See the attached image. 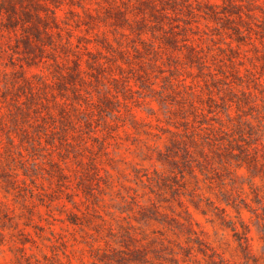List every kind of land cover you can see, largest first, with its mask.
<instances>
[{
    "label": "rangeland",
    "instance_id": "374dc122",
    "mask_svg": "<svg viewBox=\"0 0 264 264\" xmlns=\"http://www.w3.org/2000/svg\"><path fill=\"white\" fill-rule=\"evenodd\" d=\"M57 3L69 6L72 23L62 33L56 31L55 38L43 35L30 45L13 34L0 41L2 47L12 40L10 49L18 56L16 62L9 56L5 66L22 62L36 74L43 72L44 49L60 37L71 50H79L69 58L67 75L57 77L54 85L38 75L25 79L21 71L9 80L0 67V190L15 191L21 202L16 209L24 228L17 233L19 243L40 253L39 258H24L23 264H240L233 255L237 249L244 264H259L249 253V237L264 240V184L259 181L264 180V147L252 148L264 135V8L258 0H220L219 10L213 0L196 3L197 12L203 13L201 23L206 19L218 25L212 36L224 37L217 41L219 48L213 44L206 53L212 61L210 75L204 73L209 66L205 49L187 42L199 40L203 31L192 27L197 21L189 0ZM58 28L57 23L52 30ZM61 51L67 55L69 50ZM47 58L55 59L50 54ZM158 79L169 94L161 103L179 105V131L156 154L167 175L151 181L155 202L139 207L129 222L120 221L102 204L100 185L109 186L110 178L100 174L112 171L113 153L128 159L125 149L135 142L134 127L150 125L145 130L156 133L157 118L140 105L153 103L144 92ZM17 81L22 83L17 86ZM229 83L233 91L226 95L233 110L257 124L237 116L233 134L248 139L243 144L229 140L223 147L225 137L207 126L225 111L216 90ZM129 112L135 115L133 127ZM197 128H204L200 144ZM201 145L209 154L197 151L203 156L197 166L206 174L197 182L193 177L191 184L184 179L193 176L190 149ZM107 154L112 160L105 159ZM232 161L246 165L248 180L232 176L226 167ZM253 177L256 187L250 183ZM81 201L91 208L87 214ZM111 207L132 211L131 204ZM5 208L0 200V243L3 230L15 227L16 217ZM45 241L49 243L42 247Z\"/></svg>",
    "mask_w": 264,
    "mask_h": 264
},
{
    "label": "clouds",
    "instance_id": "9594fccd",
    "mask_svg": "<svg viewBox=\"0 0 264 264\" xmlns=\"http://www.w3.org/2000/svg\"><path fill=\"white\" fill-rule=\"evenodd\" d=\"M198 0H189V3L192 5V13L197 22L193 23L192 27L199 25L203 29L199 33L200 39L197 40L195 38L189 39L187 42L195 47L197 44L200 45L201 48L205 49V61H208L209 66L204 69V73L210 75L212 61H209L206 53L209 51L211 45H215L216 48H219V43L217 41L223 42V36H212V32L214 28H217L218 25H210L208 21L205 19L203 23H201V19L203 16L202 12H197L196 3ZM213 3L217 5V9L219 10L220 0H213ZM259 7L264 8V0H258ZM243 7V4H241ZM49 8L53 9L54 15L56 17L57 23L60 25V28L56 30H51L53 32V37L55 38V32H63L65 24L72 23L71 18L68 15L69 6L65 3L61 5L59 8H54L52 5H49ZM253 15L258 16L259 12L252 13ZM243 16V13L241 14ZM79 18H77L78 20ZM67 21V23H65ZM207 34V35H205ZM211 38V39H210ZM254 39V38H253ZM12 40H6L2 47H0V55L3 56L2 63H0V67L3 69V75L6 76L9 80H11V74L17 71H21L24 73V78L31 80L34 76H40L43 81L49 85H54L57 77L60 75H67L68 70L70 69V57L75 58L79 50H71L70 46L66 42L63 37L55 40V44L52 47H46L44 49L45 59L41 62L39 67H42L43 72L40 74H36L32 72V67L24 65L21 63H15L14 67H7L8 57L12 56L13 61L16 62L18 59L17 54H14L10 45L12 44ZM208 45L209 47H206ZM62 48L68 49V54L66 55L61 51ZM53 56L55 59H48V55ZM59 67L60 71H57L56 68ZM208 76H205L207 81ZM22 81H17L16 84H19ZM162 81L157 80L155 84L151 85L149 89L145 90L144 94L149 98L153 103H149L147 107L140 105L143 111H149L151 115L157 118V130L155 134H152L145 129L150 127V125H143L142 127H134L136 131V138L132 142V148L125 149V152L128 154V159H125L123 156H119L116 153L112 155L116 156L115 160H112L111 157L107 154L105 159L112 160L115 162L114 166H112V171H105L101 173V176H104L105 173L110 178L109 186L105 187L103 184L100 185L101 190L103 191V195L101 196L102 204L107 212H110L117 220L123 221L125 218L129 222L131 218L136 214V211L139 207L145 206L151 203H154L153 199L154 195L149 191V187H151V181L154 179L156 175H167V168L164 164L160 163L156 159L157 152H162L164 150L165 145L168 143L169 137L172 133L179 131L176 125L178 124V115L177 113L180 111L179 105L177 103H161V99L167 97L168 91L162 87ZM264 84V81H261ZM12 85L9 84V87ZM232 90V84H225L223 88H217L216 95L217 97H222L225 104V111L220 114H216L215 121H210L207 128L215 130L218 136H224L225 140L223 143V147H227L229 140L239 141L243 144L244 140H247L248 137L244 136L243 139L241 137L233 134V129L235 126L237 116H241L243 121L251 124L252 126H256L257 122L251 116H243L242 113L237 112L236 107L233 110V103L227 99L226 93ZM208 95H213V90L211 88L208 89ZM70 96V94H69ZM255 96V95H254ZM65 99H68L67 97ZM264 99V97H261ZM260 100L257 103H260ZM155 105V107H154ZM119 107V105H118ZM196 109V108H195ZM215 114V113H214ZM131 124L133 127V121H135L134 113H128ZM196 115L199 116L200 113L196 109ZM117 118L120 117L119 113L117 114ZM187 120L190 122L192 120V116L187 115ZM104 128L103 126H101ZM261 131L264 132V120L260 121ZM197 143L200 144L199 137L204 135V128H197ZM127 135V133L125 134ZM132 140V141H133ZM116 147H119L118 145ZM264 147V135H261L260 140L257 144L252 145V148H261ZM252 149L250 148L249 151ZM193 151V155L195 157L194 163L192 165L193 168V176L188 177L185 176L184 179L193 184V177L197 182L198 176L202 178L206 173L202 172L201 168L197 166V162H203V156L197 155V151L202 152L204 155L209 154V148L207 146L201 145L199 149L191 150ZM104 152L105 146H104ZM103 155V153H102ZM147 162V163H146ZM123 165V167H121ZM229 172L234 177H240L245 180H248L249 173L247 167L244 163L238 161H232L226 165ZM135 170H139V175H137ZM145 170L146 173L145 174ZM256 179L253 177L250 181L252 186L256 187ZM261 184H264V180L259 179ZM247 184V183H246ZM248 185V184H247ZM0 200L3 201V204L6 206L5 210L9 213L10 216H15L16 219L14 221L15 227L8 228L3 230V235L5 237L4 241L0 243V264H17V261H20V264H23L24 258L28 256H36L39 258L40 253L37 252L36 248L31 245H21L19 240L17 239V233L24 232V228L20 223L21 216L16 211L17 208L20 207L21 202L16 200V193L13 190L9 192H3L0 190ZM9 200H11V204H9ZM134 202V203H133ZM76 204L77 208L80 207V203L73 202ZM84 203L85 207L88 211L84 212L87 214L91 211V208L88 207V202L81 201ZM132 205V211L130 212H119L115 208L111 207V205ZM162 211L164 209H161ZM177 212L180 211L179 208L176 209ZM135 228H140V225L132 224ZM86 231H88L86 229ZM146 233H149L147 229H144ZM252 237L256 235V229H251ZM137 235V233H134ZM149 238L151 236L149 235ZM54 242V241H53ZM49 241H45L42 247H46ZM147 243V241H144ZM249 253L252 256H256L259 259V264H264V240H261L259 237L255 239L249 237ZM235 249H237V245H235ZM234 257L238 258L240 264H244L243 258L240 256L238 249L233 251ZM178 258V257H177ZM251 264V261L248 262Z\"/></svg>",
    "mask_w": 264,
    "mask_h": 264
},
{
    "label": "trees",
    "instance_id": "16d2710c",
    "mask_svg": "<svg viewBox=\"0 0 264 264\" xmlns=\"http://www.w3.org/2000/svg\"><path fill=\"white\" fill-rule=\"evenodd\" d=\"M58 2V0H57ZM56 0H0V41L13 34L34 44L43 35L52 37L53 26L57 24L53 9L58 8ZM242 18V17H241Z\"/></svg>",
    "mask_w": 264,
    "mask_h": 264
}]
</instances>
